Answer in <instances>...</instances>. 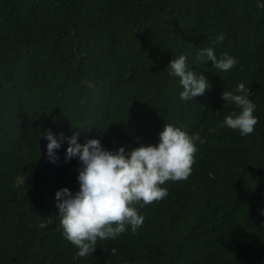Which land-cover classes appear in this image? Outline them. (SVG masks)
<instances>
[{"label": "trees", "instance_id": "1", "mask_svg": "<svg viewBox=\"0 0 264 264\" xmlns=\"http://www.w3.org/2000/svg\"><path fill=\"white\" fill-rule=\"evenodd\" d=\"M264 0H0V264H264ZM223 35L222 43H214ZM212 47L227 72L200 62ZM186 55L209 88L181 101L171 59ZM251 91L254 132L220 127ZM164 125L199 134L192 173L140 208L144 222L91 256L63 237L55 193L79 190L67 140L105 150L156 145ZM49 220L46 228L40 224ZM115 249V254L110 249Z\"/></svg>", "mask_w": 264, "mask_h": 264}, {"label": "clouds", "instance_id": "2", "mask_svg": "<svg viewBox=\"0 0 264 264\" xmlns=\"http://www.w3.org/2000/svg\"><path fill=\"white\" fill-rule=\"evenodd\" d=\"M264 8V4L257 5ZM223 35L214 43H222ZM200 62H211L212 67L227 72L234 68V57L223 54L219 59L212 47L203 48L197 55ZM169 75L179 79L182 87L181 101H192L202 96L210 87L204 76L190 70L186 55L171 59L167 67ZM234 94L223 91L221 99L230 102L241 111L225 116L220 127L227 126L243 136L254 132L258 119L254 116L256 105L249 99L251 91L243 83L238 84ZM48 141L46 153L51 163H56V150L67 140L65 162L78 158L77 181L79 190L75 193L62 188L55 193L56 208L60 217L63 237L77 249V257L91 256L99 241L115 240L131 228L133 233L143 225L144 216L139 209L160 202L168 195L164 185L189 178L195 156L199 134L164 125L156 145H143L130 151L120 147L116 151L105 150L99 138L77 142V134L57 138L50 130L44 133ZM49 220L40 224L46 228ZM116 250L110 249L111 254Z\"/></svg>", "mask_w": 264, "mask_h": 264}]
</instances>
